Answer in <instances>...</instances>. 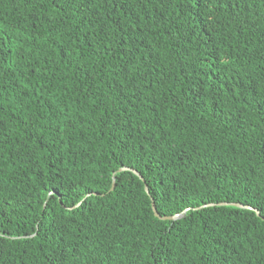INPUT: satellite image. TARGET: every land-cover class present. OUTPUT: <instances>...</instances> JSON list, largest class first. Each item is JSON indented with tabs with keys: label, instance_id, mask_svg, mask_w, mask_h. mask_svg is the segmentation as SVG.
Returning <instances> with one entry per match:
<instances>
[{
	"label": "trees",
	"instance_id": "1",
	"mask_svg": "<svg viewBox=\"0 0 264 264\" xmlns=\"http://www.w3.org/2000/svg\"><path fill=\"white\" fill-rule=\"evenodd\" d=\"M0 264H264V0H0Z\"/></svg>",
	"mask_w": 264,
	"mask_h": 264
},
{
	"label": "water",
	"instance_id": "2",
	"mask_svg": "<svg viewBox=\"0 0 264 264\" xmlns=\"http://www.w3.org/2000/svg\"><path fill=\"white\" fill-rule=\"evenodd\" d=\"M121 171H130V172H132L135 176H137V177L141 180V177H140L139 174H138L137 172H135V171H132V170H130V169H128V168H121V169L118 170V172H121ZM111 188H112V187H111ZM144 190H145V192L147 193V189H146L145 186H144ZM219 205H227V204H225V203H221V204H219ZM231 205L234 206V207H237V208H241V209L252 210V211H254L255 214L258 216V212L255 211V210H253V209L250 208V207L242 206V205H240V204H231ZM209 206H212V205H211V204H208V205H205V206H203V207H209ZM151 210H152V213H153L154 217H156V218H158V219H161V220H174V219H177V218L180 217V215H174V216H170V217H160V216L156 213L155 208H154V205H153L152 202H151ZM184 212H185V211H183V213H184Z\"/></svg>",
	"mask_w": 264,
	"mask_h": 264
}]
</instances>
